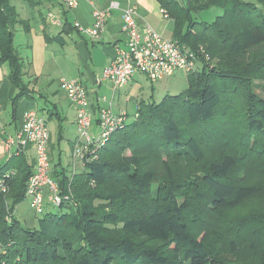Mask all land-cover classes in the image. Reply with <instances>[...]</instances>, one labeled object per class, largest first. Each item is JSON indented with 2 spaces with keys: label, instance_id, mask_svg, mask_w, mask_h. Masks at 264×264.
<instances>
[{
  "label": "trees",
  "instance_id": "16d2710c",
  "mask_svg": "<svg viewBox=\"0 0 264 264\" xmlns=\"http://www.w3.org/2000/svg\"><path fill=\"white\" fill-rule=\"evenodd\" d=\"M158 1L173 38L205 45L216 63L189 73L179 94L141 100L135 119L81 172L55 170L76 205L51 211L47 203L34 227L6 215L26 199L35 171L32 147L16 150L0 165L9 190L0 192V264H231L227 255L235 264H264V214L227 224L215 216L264 196V96L256 82L264 81V0ZM212 7L223 9L213 22L196 19ZM17 25L31 29L11 0H0V66H9L18 89L13 111L30 95ZM49 153L52 162L50 146Z\"/></svg>",
  "mask_w": 264,
  "mask_h": 264
},
{
  "label": "built area",
  "instance_id": "2783aa9c",
  "mask_svg": "<svg viewBox=\"0 0 264 264\" xmlns=\"http://www.w3.org/2000/svg\"><path fill=\"white\" fill-rule=\"evenodd\" d=\"M58 2L71 10L79 5L80 0ZM115 5L116 3L112 2L109 8H95L92 27L83 28L78 22L75 26L91 38H99L105 31L111 8ZM161 12L168 17L165 8H161ZM136 14V6H128L124 10L123 31L127 35L125 46L118 49V56L97 77L99 83L108 82L113 88L120 89L127 86L136 73L143 74L152 81H158L173 75L176 71L191 73L202 69L203 47L193 48L175 38H166L148 24L140 27L135 18ZM48 16L53 25H63L62 18L54 12H49ZM61 87L76 108L78 136L72 151V165L75 167L79 162L86 164L97 157L109 136L114 131L126 127L128 113L123 110L115 112L112 101L102 99L104 106L95 116L87 87L82 81L76 78L63 79ZM95 118L98 123L97 133L92 131ZM50 139L51 131L46 117L34 108L23 113L22 124L15 136L6 139V145L9 148L15 147L17 151L25 149L28 145L34 149L35 171L27 183L25 198L30 200V206L37 214L44 212L47 203L58 206L70 200L69 195L60 191L59 184L51 175ZM7 191L8 185L2 178L0 192ZM1 253H5L4 245L0 246Z\"/></svg>",
  "mask_w": 264,
  "mask_h": 264
},
{
  "label": "crops",
  "instance_id": "0c3cea01",
  "mask_svg": "<svg viewBox=\"0 0 264 264\" xmlns=\"http://www.w3.org/2000/svg\"><path fill=\"white\" fill-rule=\"evenodd\" d=\"M112 2H115L116 5L111 8L105 31L99 38L93 39L75 26L78 22L83 28L92 27L94 22L93 10L95 8H109ZM132 5L137 7L135 18L140 27L148 24L163 36L168 37L171 34V37H173V21L171 18H166L163 15L161 12L162 7L158 0H80L79 5L75 9H71V11L64 10V6H62L58 0H44L41 4V6L48 10L47 13L54 12L58 17L62 18L63 25L57 27L59 28V34L67 36V38L71 40L72 45L68 44V47H71L74 52V54L70 55V57L73 58L72 61L66 60L62 64L58 63L54 68H57L59 71L61 67L69 66L71 69L69 75L71 77L68 78L63 76L61 79L76 78L83 82L87 87L91 108L95 116H97L99 109L104 106V104L99 101V98L103 96L107 97L111 95V93L114 95V92L117 91L114 90L112 85L108 82L103 81L99 83L97 77L102 73L103 69L118 56V49L125 46L127 35L123 31V14L124 10ZM39 17L41 27H39L37 37L42 41V36H44L47 41L42 43L43 49H49V43L53 44L55 41H60L61 46L66 48L67 44L65 38H62L61 35L58 37L51 36L50 30L52 28L49 27L44 15L41 13ZM30 28L29 32H31L33 28L31 23ZM16 53L23 58L21 50H19L17 46ZM53 57L54 60L58 61V55L53 54ZM45 66V60L42 66L35 64V67L42 68V70H44ZM9 72L10 68L6 63L0 66V165L7 162L16 151L15 147L9 148L6 145V139L9 136H15L18 128L22 124L23 113L28 109H36V107L41 106L40 108L43 109V112H46V116L42 114L47 118L48 123H51V121L54 122V133L50 128L51 139L49 144L52 158L54 157L53 153L56 145H58L59 148V161L54 167H52L51 162V175H53L55 170L61 171L65 168L62 165V153L64 151L62 147H67L68 157L70 155V163L68 162L69 166L67 172L70 171V174L81 172L85 164L79 162L75 167L72 165L73 144L78 136L76 108L60 85L62 80L60 79L58 85L54 83L55 78L49 81L46 80L47 86L41 88L39 84L43 76H40L38 71H34L32 74L36 77H30L28 81L26 80V76H24L23 79L28 86L30 95L21 99L16 105L15 111H13L12 98L18 89L9 79ZM62 74L64 73L62 72ZM134 78L135 77H133L128 85H132L136 82ZM114 111L118 112L119 110ZM93 125V133H97V118L94 119ZM29 154L35 160L33 148L30 149Z\"/></svg>",
  "mask_w": 264,
  "mask_h": 264
},
{
  "label": "rangeland",
  "instance_id": "374dc122",
  "mask_svg": "<svg viewBox=\"0 0 264 264\" xmlns=\"http://www.w3.org/2000/svg\"><path fill=\"white\" fill-rule=\"evenodd\" d=\"M13 4L16 6L17 10L20 13V16L24 19H28L33 26L31 32H26L25 29L23 28L22 25H17L15 27V34H16V39H15V45L19 50H21V54L23 56V61H24V69H25V76L26 80L28 81L30 77H36L32 73L35 71L39 73L40 76H43L41 78V82L39 86L46 87L47 86V81L50 79L55 78V85H58L60 83V79L63 76H66L70 78L71 76L69 75L71 69L70 67H61L60 70L58 71L57 68H54L59 64L64 63L66 60H73L70 55L74 54L72 51L71 47H68L71 44V40L67 38V36H63L59 34V28L58 26H55L51 24L50 18L48 16V10L40 5H32L29 0H11ZM248 2H253L256 3L258 0H245ZM135 6V5H133ZM64 10H69L70 9L64 7ZM41 11V12H40ZM56 12V11H55ZM68 12V11H67ZM43 14L45 17V20L48 22L49 27L52 29L50 30V35L53 37H58L59 35L62 36V38H65L67 47L63 48L61 46L60 41H55L53 44L48 45L49 49H43L42 43L47 42L44 36H42V41L37 37V34L39 33V27H41V23L39 22L40 14ZM223 13V9L219 7H214V8H209L206 10L199 11L198 13H195V17L198 21L201 22H213L218 15ZM65 18V17H63ZM51 25V26H50ZM166 38H173L171 37V34L166 37ZM127 39V38H126ZM29 44V46H28ZM203 47V51L201 53L202 58H203V64L209 62H212L213 64L216 63V59H213V57L210 55L208 48L205 47V45H200ZM48 51V54H47ZM53 54L58 55V61L54 60ZM61 54V55H60ZM46 61V66L44 70L42 68H37L35 67V64L37 65H43V61ZM201 65V64H200ZM198 65V66H200ZM62 72L64 74H62ZM188 74L189 73H184L180 71H176L173 75L165 77L162 80L158 81H152L148 77H146L143 74H136L134 77V82L132 85L124 86L122 88H113L115 91L114 95L111 93V95L107 97H101L99 98V101L102 102V99L107 100V101H112L113 102V109L116 111H126L127 117H128V123L131 122V120L135 119V115L137 114L138 110V104L141 100L149 101L153 99L156 102H160L162 98L167 95V94H179L183 92L187 87H188ZM62 80V79H61ZM257 91L260 95L264 96V81L257 80ZM33 83V82H32ZM36 84V83H35ZM61 85V84H60ZM43 91V89H42ZM118 93V94H116ZM117 95V96H116ZM116 96V97H115ZM104 104V103H103ZM41 107V106H40ZM40 107H36L35 110H37L40 114L43 113L46 116V112H43V109ZM132 120V121H133ZM55 121V119H54ZM49 124V128L52 129L53 131V126L54 122L51 121ZM94 127V125H93ZM92 127V131H93ZM64 150L62 153V165L67 169L68 168V162L70 163V155L68 157V148L67 147H62ZM58 153H59V148L58 145H56L55 151L53 153L54 157L52 160V167H54L56 164H58L59 158H58ZM70 174L71 172L68 171ZM58 183V182H57ZM9 191V190H8ZM5 192V193H8ZM70 196V202L74 205H76V202L73 201L72 195L69 193H64ZM10 200L7 201V206L10 204ZM101 203L102 208L104 209V212L110 211V207L107 205H104L102 202ZM98 204V203H97ZM47 210L51 211H58L59 207H54L53 205H50L48 203L47 205ZM255 213L257 215H263L264 214V196L254 198L250 201H248L245 205H243L241 208H239L238 211H222L221 213L215 214L217 216V219L222 221L223 223V218L225 219L224 223L227 224L228 219L230 220H240V216H242L244 213ZM15 213L16 217L24 224L29 227H34L37 226L38 224V219L41 216L40 214H37L34 209L30 206V200L25 199L22 203H20L17 207L16 210H12L10 207H8L6 215L9 216L8 218L12 217L13 214ZM249 229V228H247ZM249 239H252V235L249 232H245ZM4 245V243L0 242V246ZM223 254V251H222ZM229 257V258H228ZM229 261H231V264H235V258L227 255V258Z\"/></svg>",
  "mask_w": 264,
  "mask_h": 264
},
{
  "label": "water",
  "instance_id": "95a60500",
  "mask_svg": "<svg viewBox=\"0 0 264 264\" xmlns=\"http://www.w3.org/2000/svg\"><path fill=\"white\" fill-rule=\"evenodd\" d=\"M183 4L186 5L187 4V0H182Z\"/></svg>",
  "mask_w": 264,
  "mask_h": 264
}]
</instances>
